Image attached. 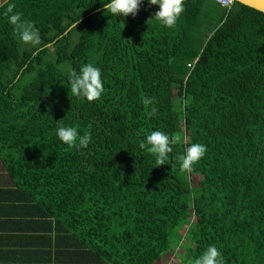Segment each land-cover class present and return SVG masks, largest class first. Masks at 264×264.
Returning a JSON list of instances; mask_svg holds the SVG:
<instances>
[{
  "label": "trees",
  "instance_id": "1",
  "mask_svg": "<svg viewBox=\"0 0 264 264\" xmlns=\"http://www.w3.org/2000/svg\"><path fill=\"white\" fill-rule=\"evenodd\" d=\"M103 2L0 4L4 203L53 220L79 262L159 264L155 254L179 249L182 264H194L215 245L225 264H264V12L184 0L167 29L150 20L158 6L147 0L126 20ZM10 6L33 24L38 47L19 41ZM86 63L102 70L93 102L72 96L66 79ZM61 125L91 143H60ZM156 130L181 139L168 164L152 167L140 144ZM192 143L207 152L185 173L180 157Z\"/></svg>",
  "mask_w": 264,
  "mask_h": 264
},
{
  "label": "clouds",
  "instance_id": "2",
  "mask_svg": "<svg viewBox=\"0 0 264 264\" xmlns=\"http://www.w3.org/2000/svg\"><path fill=\"white\" fill-rule=\"evenodd\" d=\"M144 3L145 0H107L102 4L105 13L115 19L120 16L126 20L129 15L135 17ZM147 5L158 6V10L150 20L167 29L174 28L184 12V0H147ZM7 15L8 22L13 26L14 33L23 45H30L33 48L40 45V37L33 24L23 19L21 13H14V6L7 9ZM66 79L72 96L80 100L93 102L99 100L104 93L102 70L92 63L81 65L79 70H69ZM144 103L151 104L152 101L145 99ZM55 136L60 143L69 148H87L91 143L90 134L81 135L76 126H58L55 129ZM180 139V136L173 139L163 131H151L145 136L140 148L146 149L153 157L152 167L165 165L168 164L169 155L173 152L172 145L178 143ZM206 152L207 147L202 143H192L187 146L180 157L181 171L191 173L194 165L199 163ZM194 264H225V261L221 251L215 245H209L195 259Z\"/></svg>",
  "mask_w": 264,
  "mask_h": 264
},
{
  "label": "crops",
  "instance_id": "3",
  "mask_svg": "<svg viewBox=\"0 0 264 264\" xmlns=\"http://www.w3.org/2000/svg\"><path fill=\"white\" fill-rule=\"evenodd\" d=\"M4 179L0 163L2 185ZM52 222L24 210L17 201L5 204L0 193V264H88L79 262L80 249L69 248L57 240L55 225H50ZM64 247L65 251H62Z\"/></svg>",
  "mask_w": 264,
  "mask_h": 264
},
{
  "label": "rangeland",
  "instance_id": "4",
  "mask_svg": "<svg viewBox=\"0 0 264 264\" xmlns=\"http://www.w3.org/2000/svg\"><path fill=\"white\" fill-rule=\"evenodd\" d=\"M5 1V0H0V4ZM215 28V26H213V29ZM208 32L211 33V29H208ZM208 35V34H207ZM175 100H179V97H175ZM191 223V219L188 220V224ZM180 253H179V249L177 250L176 254L172 255V256H168L166 258H160L157 254L154 255V257H156L159 261V264H182L180 258Z\"/></svg>",
  "mask_w": 264,
  "mask_h": 264
},
{
  "label": "water",
  "instance_id": "5",
  "mask_svg": "<svg viewBox=\"0 0 264 264\" xmlns=\"http://www.w3.org/2000/svg\"><path fill=\"white\" fill-rule=\"evenodd\" d=\"M233 1L240 2L246 6L264 12V0H233Z\"/></svg>",
  "mask_w": 264,
  "mask_h": 264
},
{
  "label": "built area",
  "instance_id": "6",
  "mask_svg": "<svg viewBox=\"0 0 264 264\" xmlns=\"http://www.w3.org/2000/svg\"><path fill=\"white\" fill-rule=\"evenodd\" d=\"M222 6L229 7L233 4V0H217Z\"/></svg>",
  "mask_w": 264,
  "mask_h": 264
},
{
  "label": "bare ground",
  "instance_id": "7",
  "mask_svg": "<svg viewBox=\"0 0 264 264\" xmlns=\"http://www.w3.org/2000/svg\"><path fill=\"white\" fill-rule=\"evenodd\" d=\"M234 2V1H233Z\"/></svg>",
  "mask_w": 264,
  "mask_h": 264
}]
</instances>
